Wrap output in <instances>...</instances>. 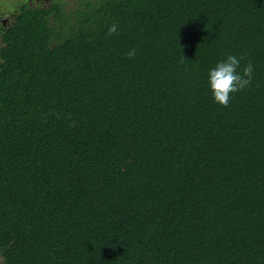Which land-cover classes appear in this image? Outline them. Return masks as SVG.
Returning a JSON list of instances; mask_svg holds the SVG:
<instances>
[{
	"label": "trees",
	"instance_id": "trees-1",
	"mask_svg": "<svg viewBox=\"0 0 264 264\" xmlns=\"http://www.w3.org/2000/svg\"><path fill=\"white\" fill-rule=\"evenodd\" d=\"M230 54L254 71L222 106L208 73ZM0 258L264 264V0L22 4L0 49Z\"/></svg>",
	"mask_w": 264,
	"mask_h": 264
},
{
	"label": "clouds",
	"instance_id": "clouds-1",
	"mask_svg": "<svg viewBox=\"0 0 264 264\" xmlns=\"http://www.w3.org/2000/svg\"><path fill=\"white\" fill-rule=\"evenodd\" d=\"M117 31V25L112 24L108 27L107 35L111 36ZM127 55L129 58L133 57L135 49L129 50ZM243 59V55L237 57L230 54L209 70L208 83L210 91L214 101L222 106L228 105L231 94L245 89L251 83L254 66L249 63L241 69Z\"/></svg>",
	"mask_w": 264,
	"mask_h": 264
},
{
	"label": "flooded vegetation",
	"instance_id": "flooded-vegetation-1",
	"mask_svg": "<svg viewBox=\"0 0 264 264\" xmlns=\"http://www.w3.org/2000/svg\"><path fill=\"white\" fill-rule=\"evenodd\" d=\"M32 1L34 0H17L13 2V4L11 5L12 8L10 7L11 9L10 8L7 9L3 5H0V49L2 47L3 29L9 27L10 25L14 23L15 18L18 15L19 8L21 7L22 4H25V3L29 4ZM35 1H43V0H35ZM44 1H48L49 5L52 2V0H44Z\"/></svg>",
	"mask_w": 264,
	"mask_h": 264
},
{
	"label": "rangeland",
	"instance_id": "rangeland-1",
	"mask_svg": "<svg viewBox=\"0 0 264 264\" xmlns=\"http://www.w3.org/2000/svg\"><path fill=\"white\" fill-rule=\"evenodd\" d=\"M15 1H17V0H0V5H3L4 7H6L7 9L8 8H12V4H13V2H15ZM70 2H72V0H69ZM29 5H31V6H42V5H49V2L48 1H32V2H30L29 3ZM10 8V9H11ZM0 264H2V261H1V258H0Z\"/></svg>",
	"mask_w": 264,
	"mask_h": 264
}]
</instances>
